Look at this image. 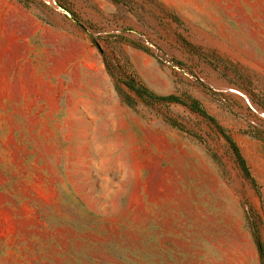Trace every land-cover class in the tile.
I'll list each match as a JSON object with an SVG mask.
<instances>
[{
    "label": "rangeland",
    "instance_id": "obj_1",
    "mask_svg": "<svg viewBox=\"0 0 264 264\" xmlns=\"http://www.w3.org/2000/svg\"><path fill=\"white\" fill-rule=\"evenodd\" d=\"M256 232L264 0H0V264H264Z\"/></svg>",
    "mask_w": 264,
    "mask_h": 264
},
{
    "label": "trees",
    "instance_id": "obj_2",
    "mask_svg": "<svg viewBox=\"0 0 264 264\" xmlns=\"http://www.w3.org/2000/svg\"><path fill=\"white\" fill-rule=\"evenodd\" d=\"M124 84L127 86V88L129 90L133 91L138 97L148 98L151 101H155V102H175V103L185 104V102L178 95H175V94H168V95L156 94L153 91H151L150 89H148L146 86H144L143 84L135 82L133 79H129L127 81H124ZM189 100H190V102L188 103V106L190 107V109L192 111L197 112L198 114L202 115L203 117L208 119L210 122L215 124L218 131L224 136V138L226 139V141L230 145L239 166L241 167V169L244 172V175L247 178H249L252 181V183L254 184V181L250 178V175H249L247 166L245 164V161H244L243 157L241 156L240 151H239L236 143L234 142V140L230 137V135L226 132V130L221 125H219L211 115H209L206 112V110L198 103L197 100H195L193 98H189ZM127 104L131 105L129 102ZM186 105H187V103H186ZM254 238H255V242L257 245L259 255L263 259L264 258L263 244H262V241H261L259 234L257 232L254 233Z\"/></svg>",
    "mask_w": 264,
    "mask_h": 264
},
{
    "label": "water",
    "instance_id": "obj_3",
    "mask_svg": "<svg viewBox=\"0 0 264 264\" xmlns=\"http://www.w3.org/2000/svg\"><path fill=\"white\" fill-rule=\"evenodd\" d=\"M69 15V14H68Z\"/></svg>",
    "mask_w": 264,
    "mask_h": 264
}]
</instances>
